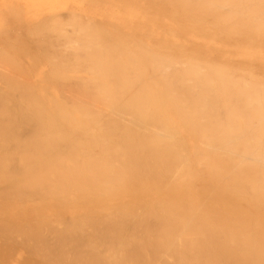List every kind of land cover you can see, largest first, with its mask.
<instances>
[{
  "label": "bare ground",
  "instance_id": "6f19581e",
  "mask_svg": "<svg viewBox=\"0 0 264 264\" xmlns=\"http://www.w3.org/2000/svg\"><path fill=\"white\" fill-rule=\"evenodd\" d=\"M19 7L28 20L14 9L0 28L17 75L30 65L0 74V199L17 205L0 201L1 249L22 264H264V0Z\"/></svg>",
  "mask_w": 264,
  "mask_h": 264
},
{
  "label": "rangeland",
  "instance_id": "374dc122",
  "mask_svg": "<svg viewBox=\"0 0 264 264\" xmlns=\"http://www.w3.org/2000/svg\"><path fill=\"white\" fill-rule=\"evenodd\" d=\"M4 1L7 2L8 0H0V7H1V8H4V9H1V10H0V11H2L1 14H0V28L2 29V27H4V30H5L6 28H8L9 24H10V27H12V24H11V23H13V22L11 21L12 18L9 20L10 17L8 16V15L11 13V12H10V13L8 12L9 9L7 10V8H9L8 6H10L9 4L12 5L13 3H15L16 7H15L14 4H13V5H12V6H13L12 8H14V9L17 11V9L21 7V6L19 7V4L21 3V0H16V1H14V0H13V1L10 0V1H8V2H9L8 4L5 3ZM19 1H20V3H19ZM120 1H123V0H120ZM18 3H19V4H18ZM5 4H6V5H5ZM1 5H2V6H1ZM17 5H18V6H17ZM5 6H6V9H5ZM14 9H12L13 12L11 13V14H13V16H14V19L16 18L15 16H17V15H14V14H16V13H17V14H20L19 12H20L21 10H22V16H23V15L25 16L26 13H27V16H25L26 19L29 17V12H28V11L26 12V11H25V8H21V10L18 9L19 12H15ZM5 10H6V12H8V13H5V15H2V14H4V11H5ZM9 11H11V7H10V10H9ZM11 14H10V15H11ZM20 15H21V14H20ZM20 15H18V16L20 17ZM2 16H3V17H2ZM7 16H8V17H7ZM13 16L11 15V17H13ZM18 16H17V17H18ZM24 16H23V17H24ZM1 17H2V19H1ZM4 17H7V18H4ZM3 18H4V21H3ZM20 18H22V17H20ZM14 19H13L14 23H15L16 21L18 22V20H19V19H17V20L15 21ZM6 20H7L8 24H6L7 22L5 23ZM27 20H28V19H27ZM2 21H3V22H2ZM10 22H11V23H10ZM17 22H16V23H17ZM19 22H21V20H19ZM14 23H13V24H14ZM16 23H15V24H16ZM2 24H3V25H2ZM5 25H6V26H5ZM13 26H14V25H13ZM10 27H9V28H10ZM23 27L25 28V26H23ZM2 30H3V29H2ZM2 30H0V33H1V34L3 33L2 35L0 34V35L2 36L1 39H0V40H2V41H0V47H1L0 49H3V51L0 50V53H1V51H2V52H4V51L6 52V50H9V49H11V48H12L11 50L14 51L15 47L18 45V42L16 41V39H15L14 37H12L13 35L16 36V34H15V33H16L15 30H14V31H13V30H10V31H9L10 33L8 32V34H11V35H10V36H11L10 38L12 39L11 41H7V40H6V39L10 40V38H6V39L3 38V37H5V36H3L4 33H5V31H2ZM18 31H19V30H18ZM13 32H14V33H13ZM5 40H6V42H3V41H5ZM13 40H15V41L12 42ZM1 42H2V43H5V44H2ZM7 43H9V44L12 43V44L10 45L11 48H9V47L7 46ZM13 43H14V45H13ZM4 45L7 46V47L5 48ZM3 47H4V48H3ZM17 47H18V46H17ZM7 48H8V49H7ZM13 51H12V52H13ZM15 51L17 52V51H19V50H16V49H15ZM5 52H4V54H2V55L0 56L1 58H2V56L4 57L3 59L0 58L1 60H3V61H0V62H4V59L6 60L7 58H9V59L13 58V59H14L13 61H14V63H15L16 65H15L14 63H12V64L15 65V66H14V67H13V66L10 67L11 63H10V64H9V63H6L7 61H6L5 63H2V65L4 64L5 66L3 65L4 68H3V67L1 68V71H0V74L2 73V74H1V77H3V76L6 77V78H11V77H13V76H14V77H17V76L26 77V76H27L26 73L28 72V70H30V65H29L28 63H26V66L29 65V67L27 68V70L25 69L27 72L24 73L23 75H21V72L19 71V73H18V75H17L18 70H20V68L17 67V66H18V65H17V64H18L17 61L15 62V59L17 58V53L15 52L16 55H14V53L12 54V52L10 53V52L8 51L7 54H5ZM10 54H11L12 56H11ZM6 55H9V57H7ZM5 56H6L7 58H6ZM9 59H7V60H9ZM16 60H17V59H16ZM30 60H31V58H30ZM30 60H29V61H30ZM9 62H10V61H9ZM11 62H12V61H11ZM0 67H1V65H0ZM16 67H17L18 70L15 69ZM5 68H8L9 70L11 69V70H10L11 72H10V71L8 72V69L4 70ZM13 68H14V69H13ZM2 69L4 70V72L2 71ZM13 70H14V71H13ZM12 71H13L14 74L16 73V74H15L16 76H15L14 74H11ZM16 71H17V72H16ZM4 73H5V74H8V75H9V73H10V76H11V75H12V76H11V77L8 76V75L5 76ZM3 74H4V75H3ZM19 74H20V75H19ZM0 79L3 80V79H5V78H0ZM1 80H0V85H1ZM0 182H1V181H0ZM1 184H2V182H1ZM1 188H3V184H2V187H1ZM3 190H4V189H3ZM3 190H0V191L2 192ZM3 192H4V191H3ZM4 193H5V192H4ZM4 193H3V194H4ZM0 195H1V194H0ZM4 196H5V195H4ZM0 197H1V196H0ZM7 197H8V196H7ZM9 197H10V196H9ZM9 197H8V198H9ZM1 198H2V197H1ZM2 199H5V197L2 198ZM2 199H0V201H1L4 205H8L10 208L14 207V208H12L13 210H14V209H17V207H15L16 204H14V203H15V202H14L15 200L12 201L13 198H11V199L9 198V199H8V200H9V202L7 201L8 204H5V201H3ZM5 200H7V199H5ZM10 201H11V202H10ZM1 202H0V205H1L2 207L0 206V214H2V213H1V212H2V211H1V208H3V205H2ZM12 202H13V204H11ZM9 204H10V205H9ZM11 205H13V206H11ZM16 206H17V205H16ZM3 209L5 210V208H3ZM10 211L16 213L17 210H16V211H12V210H10ZM15 213H13V214L11 213V214H12V215H17V213H16V214H15ZM12 220H13V221H11V222H12V226H13L14 223L16 222V220H14V218H13ZM14 221H15V222H14ZM12 228H13V227H12ZM0 235H1V233H0ZM0 238H1V236H0ZM0 241H1V240H0ZM0 243H1V242H0ZM12 245H13V244H12ZM0 246H1V245H0ZM11 247H12V246H11ZM11 247H8L6 250L1 249V247H0V249H1V250H0V264H22V262L19 261V260L17 259L18 251L15 250V248H14L13 250H11ZM7 251H8V252H7ZM10 251H12V252H11L12 255L9 253ZM14 251H15V252H14ZM21 252H23L24 254H26V252H25L24 250H22ZM4 253H7L6 256H4V255H5ZM6 258H7V259H6Z\"/></svg>",
  "mask_w": 264,
  "mask_h": 264
}]
</instances>
